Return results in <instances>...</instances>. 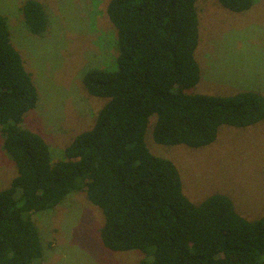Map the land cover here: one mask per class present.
I'll return each instance as SVG.
<instances>
[{
    "label": "trees",
    "instance_id": "trees-1",
    "mask_svg": "<svg viewBox=\"0 0 264 264\" xmlns=\"http://www.w3.org/2000/svg\"><path fill=\"white\" fill-rule=\"evenodd\" d=\"M196 1H109L118 54L109 66L92 65L83 75L87 92L106 102L58 160L46 139L23 124L39 94L0 11V135L17 167L0 187V264H43L34 215L74 191L102 211L103 245L113 252L141 251L138 264H264V214L246 218L220 192L193 202L175 162L147 143L151 135L164 146L199 148L213 143L224 124L248 127L264 120L259 91H191L201 78ZM218 1L237 13L254 3ZM21 11L32 33L46 31L42 2L26 0Z\"/></svg>",
    "mask_w": 264,
    "mask_h": 264
},
{
    "label": "rangeland",
    "instance_id": "rangeland-1",
    "mask_svg": "<svg viewBox=\"0 0 264 264\" xmlns=\"http://www.w3.org/2000/svg\"><path fill=\"white\" fill-rule=\"evenodd\" d=\"M26 0H0L13 45L31 72L39 98L23 122L49 143L55 160L79 132L90 128L106 100L90 95L85 71L109 66L118 49L117 29L107 13L110 0H39L47 13V29L34 34L21 6ZM200 40L195 57L201 78L191 91L264 94V0L233 12L218 0H197ZM149 148L171 158L181 173L183 190L195 203L224 193L249 219L264 214V120L248 126L224 124L216 140L203 147L161 145L147 136ZM54 155V156H53ZM17 167L3 149L0 135V187ZM44 246L43 264H138L139 250L113 252L100 238L102 211L82 192L69 193L53 209L34 215Z\"/></svg>",
    "mask_w": 264,
    "mask_h": 264
}]
</instances>
